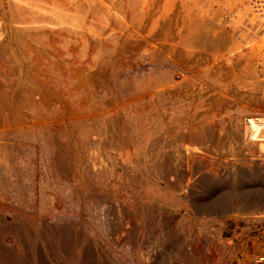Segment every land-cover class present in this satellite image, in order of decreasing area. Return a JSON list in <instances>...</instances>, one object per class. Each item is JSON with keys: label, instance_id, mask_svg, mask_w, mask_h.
Masks as SVG:
<instances>
[{"label": "rangeland", "instance_id": "1", "mask_svg": "<svg viewBox=\"0 0 264 264\" xmlns=\"http://www.w3.org/2000/svg\"><path fill=\"white\" fill-rule=\"evenodd\" d=\"M18 1L30 2L28 5L32 7L23 17L24 23L22 16L18 17L23 13L15 12L10 0H0V96L9 101L3 103L0 113V213L3 214L0 226L22 223L25 226L33 214L44 219L45 212L58 205L70 212L68 218L71 221L80 222L88 238L85 244L92 249L97 264H146L147 253L159 256L161 225L147 228L144 233L146 243L139 249L126 234V211L120 210L110 221L112 225L123 227L117 233L110 232L97 219L99 182L98 175H94L100 158L96 140L102 100L105 119L118 114L116 120L125 121L126 109L143 114L148 99L144 79L146 53L153 55V62L156 59L153 64L155 76L162 70L155 56L160 55V48L170 43H181L178 48L191 44L189 51L195 56L217 49L227 51L236 46L227 29L237 25L241 13L233 7L232 0L230 3L228 0H197V3L194 0ZM34 6L39 10L34 11ZM46 11L53 14H46ZM33 20L39 29L32 24ZM263 29L258 33V29L245 31L248 37L240 44L244 45L241 55L246 59L225 80L229 87L223 94L228 102V112L232 114L264 111ZM176 50L181 56L178 65H186L184 53L188 52L183 47ZM190 65L189 69L197 70L196 64ZM20 90L26 93L21 94ZM25 94V100L19 99ZM116 126L118 133L123 132L122 122ZM260 135L264 137V129ZM250 141L251 135L244 137L245 145ZM262 153L255 158H262ZM245 155L252 157L248 151ZM229 156L236 159V155ZM250 174L253 176L252 172ZM262 178L264 180V174ZM118 181L116 174L110 184L105 182V193H115L113 197L116 198L119 191L124 192ZM241 185L235 187L237 192L231 189L228 193L223 189L217 195L223 193V198L238 195ZM247 185L252 192L251 188L255 186ZM26 226L33 229L31 225ZM169 226L171 230L179 231L170 235L165 243L167 249L177 243L175 236L178 235L180 240L190 236L197 248L196 264H248L246 255L252 243H257L254 247L258 248L257 241L263 240L264 207L241 211L237 215L220 214L207 221L192 223L178 218ZM8 230L0 234V264H12L4 255L11 247L15 252L27 254L29 263L33 264L29 243L16 242L11 247L3 244V237L12 234L11 229ZM46 245L43 239L38 244L40 262L55 264L49 256L52 251ZM220 246L225 248L223 254Z\"/></svg>", "mask_w": 264, "mask_h": 264}, {"label": "bare ground", "instance_id": "2", "mask_svg": "<svg viewBox=\"0 0 264 264\" xmlns=\"http://www.w3.org/2000/svg\"><path fill=\"white\" fill-rule=\"evenodd\" d=\"M228 1L230 3L231 0ZM232 1L233 7L241 13L237 25L227 29L231 41L236 46H232L227 51L216 47L217 50L209 54L195 56L189 51L191 44H183L178 48L181 43L178 45L170 43L160 48V55L155 56L162 66V70H159L155 76H153V64L156 59L153 62V55L146 53L144 79H146L145 96L148 99L145 110H141L143 114L135 112L136 107H134V111L124 110L126 112L125 121H117L118 114L108 115L110 119H105L106 110L104 111L101 99V114L97 116L100 117V125L96 140L100 158L97 161V174L94 175H98V180H95L99 182V187L96 186L98 188L97 197L95 196L97 198H95L97 219L102 221L110 232L117 233L122 231L123 227L118 224L112 225L110 221L117 216L120 210L126 211L128 218L126 234L133 241L134 246L139 249L146 243H144V233L147 228L153 227L154 224L161 225L163 233L159 256L155 253H147L149 257L145 258L146 264H196L197 248L194 245V239H190V236L180 240L177 235L175 236L177 243L172 249H167L165 246L170 235H176L179 231V229L178 231L171 230L169 226V223L177 221L178 218L192 223L197 220L207 221L220 214L236 213L237 215L241 211L258 210L264 207V180L262 178L264 137L260 135L261 130L264 129V111L253 110L243 115L232 114L228 112V102L223 94V91L229 87L225 80L246 59L241 55L245 50L244 45L240 44L248 37L245 31L258 29L256 32L258 33L259 29L264 28V0ZM10 2L13 3L12 7L16 9L15 12L23 13L18 16L19 18L22 16L23 22V17H26L32 10V7L28 5L30 2L28 4L18 0H10ZM194 2L198 1L194 0ZM47 8L49 9L50 6ZM48 13L52 12L46 14ZM28 23L24 24V27ZM32 24L31 29L36 25L32 27ZM50 24L54 26L53 22ZM36 28H38L37 25ZM242 33H246V36H242ZM182 47L188 53H184L186 65L180 66L178 60L181 56L177 55L176 49ZM190 64H196L197 70L189 69ZM129 85L133 87L131 82ZM118 88L121 87L118 85ZM101 92L100 94H104ZM22 93L26 92L21 91ZM25 96L27 95L20 96L19 99ZM6 100L9 102L5 96H0V113ZM133 100L135 99L131 101L134 102ZM120 122L124 125L123 132L118 133L119 129L115 128ZM247 135H251L249 145L244 143V137ZM246 151L250 152L252 157L246 156ZM259 152H263L260 154L262 158H259L261 161L255 158ZM231 154L236 155V159L235 157L230 158ZM116 174L119 178L118 185L124 192L119 191V196L115 198L113 197L115 193L113 195L112 193L106 194L107 191L105 193L104 183L110 184ZM240 184L242 185L238 195L225 198L222 197L223 193L217 195L223 189L225 192L231 189L237 192L238 189L235 187L238 188ZM247 184L255 186L251 188L252 192L248 190ZM45 213L44 219L33 214L31 221L25 222L26 225L32 226V230L23 225V217V220L20 218L22 225L0 226V234L8 229L12 231V234L3 237V244L11 247L16 242L29 243L30 252L32 251L30 261H33V264H41L39 259L41 248L39 249L38 244L42 239L45 244L47 243L49 250L51 249L49 256L55 264H97L92 249L86 246L87 243L85 244L88 238L80 222L71 221V218H68L70 212L64 207L54 205ZM2 216L3 214L0 213L1 219ZM17 216L19 217L18 213ZM257 242H259V249L254 247L257 243L253 242V246L248 252L246 251V263L248 264H264V233L263 240ZM11 248L7 249L4 255L11 260L12 264H30L27 254L15 252ZM220 251L223 254L225 248L220 246ZM46 262L45 264L48 263Z\"/></svg>", "mask_w": 264, "mask_h": 264}]
</instances>
